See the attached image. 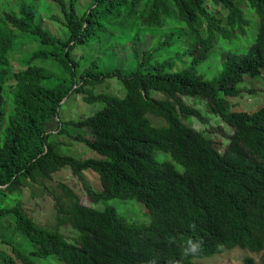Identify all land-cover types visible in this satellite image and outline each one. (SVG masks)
Returning a JSON list of instances; mask_svg holds the SVG:
<instances>
[{"label":"trees","instance_id":"obj_1","mask_svg":"<svg viewBox=\"0 0 264 264\" xmlns=\"http://www.w3.org/2000/svg\"><path fill=\"white\" fill-rule=\"evenodd\" d=\"M208 1L219 12L212 13L207 0H91L82 13L76 0L0 3L3 198L20 195L28 180L69 168L90 201L83 203L61 185L68 203L57 199V225L78 233L72 242L38 227L19 202L0 204V217L12 216L35 246L28 253L14 247L15 258L0 254L5 264H37L52 256L63 264H193L224 249L261 252L259 262L246 257L243 263L264 264V104L246 108L237 100L254 93L239 87L246 78L264 80V0ZM50 4L60 8L63 19L52 20L66 29L67 38L54 35L38 17L41 6ZM164 17L173 22L172 31L153 38L146 51H139L146 34L122 39L138 24L163 27ZM27 38L39 48L14 70L9 55ZM179 40L187 47L175 51ZM126 42L136 60L128 74L117 64V49ZM91 45L103 57L88 50ZM218 47L220 70L204 72ZM48 62L73 82L43 66ZM114 78L123 96L90 90ZM8 86L12 90L6 92ZM72 93L100 105L92 115L66 122L84 131L78 136L61 127L59 116ZM185 98L203 101L205 111L229 131L220 125L197 130L192 120L205 127L209 119ZM148 115L166 125H152ZM56 119L60 135L86 145L95 157L62 154V142L50 139L48 130ZM209 132L220 138L206 136ZM88 171L96 174L99 189L86 180ZM101 203L106 206L98 207ZM127 203L136 206L133 215L122 213Z\"/></svg>","mask_w":264,"mask_h":264},{"label":"rangeland","instance_id":"obj_2","mask_svg":"<svg viewBox=\"0 0 264 264\" xmlns=\"http://www.w3.org/2000/svg\"><path fill=\"white\" fill-rule=\"evenodd\" d=\"M5 0H0V3H4ZM91 3V0H76L77 10L78 13H82L86 11ZM206 5L208 6L209 10L212 13L219 12V7L215 6L211 2L207 0ZM38 17L40 20H43L44 27H46L50 32H52L56 36L66 37V29L58 25L52 18L57 17L58 19H63V15L60 12V8L56 4L42 5L41 8L38 10ZM171 18L173 21H177V15L174 11H172ZM173 22L170 21L169 18H163V27L159 26L155 29H146L142 28L139 24L132 27L128 33L122 38L124 40L125 37L132 35L138 31L141 32L142 35L146 34L145 38L141 41L139 45V51L144 52L152 46L154 43L153 38L157 41L158 38L166 35L167 33L172 31ZM178 26V25H177ZM67 38V37H66ZM187 47L185 40H179L176 43L175 51H179V49H185ZM39 48V44L35 41H32L31 38L24 39L22 41H18L16 47L13 50V53L9 55L11 59V63L13 64V69L18 70L22 68V59L25 60V55L28 54L31 50L34 51ZM240 48H243V45H240ZM88 50L97 53L96 56L103 57V50H99L96 45H91L88 47ZM87 50V51H88ZM222 50L221 47H218L213 56L210 58L209 62H207L204 67V72L216 73L220 70L219 67V53ZM134 51L130 47V42L124 43L117 49V64L125 73L131 72L136 66V60L133 57ZM79 54V53H78ZM76 54L78 59H81L82 65L87 66L88 63L86 59L80 57V55ZM87 55V52L85 53ZM48 69H52L57 72L58 75L62 77H66L68 82H73L70 79V75L67 76L63 73V71L56 67L54 63L48 62L44 63ZM82 69L79 71V74L82 72ZM214 76V75H213ZM212 77V76H211ZM241 89L247 90V88H252L254 90L253 94L246 95L244 94L243 97L237 98V100L246 106V108H253L257 105L264 104V80H249L246 78L242 84L239 86ZM12 89L8 86L6 88V92L11 91ZM90 90L95 94H109L113 96H123L124 94V87L118 81V79L114 78L109 81L103 82L102 84L95 85L90 88ZM244 93V92H243ZM154 95V94H153ZM156 97H161L158 94L154 95ZM185 100L191 106L196 107L199 109L208 119L209 124L205 127H201L197 120H192L191 125L194 126L199 131H204L209 129L210 127H217L223 126L219 123V119L216 117H212L205 111L204 102L201 100H193L190 98H185ZM100 105L97 104H89L84 101L83 96L78 93H72L69 97H67L60 108L59 116L61 120V127L64 126L65 130H69L73 135L78 136V134H83L84 131L80 129H75L72 125L67 124L66 122L69 121H78L82 118H86L97 110H99ZM8 111L11 113L13 111V106L9 104ZM152 125L161 127L166 125V121L163 118H158L153 115H148ZM64 122V123H62ZM59 126V122L52 121L48 130L52 131L53 136L50 139L56 141L60 140L63 144L61 153L66 155H74L80 158H89L95 157V153L92 150H89L86 145L77 142L74 138L67 136V134L60 135L59 131L57 130ZM227 131L229 128L223 126ZM206 136L219 139L217 137L218 133H205ZM75 136V137H76ZM215 136V137H214ZM224 144L227 143L226 139L222 138ZM162 159V158H160ZM179 169H181L178 166ZM86 180L95 188L99 189L100 184L98 178L95 173L88 171L84 173ZM61 185L66 186L70 191L74 192L80 200L83 201L85 204H89L90 201L84 192V186L82 181L76 177L74 174L71 173L69 168H63L54 173L51 178L48 179H41L38 178L35 181H26L20 190V195H16L15 198L12 196L4 197V192L0 187V204L5 207H13L17 203H20L21 209L23 213L30 219H32L36 225L40 228H44L49 231H58L63 237L72 242L76 235L75 230H73L68 225L58 226L57 225V206L58 202L57 199L59 198L63 203L67 204L68 199L66 195H64ZM17 198V199H16ZM121 200V199H120ZM118 201V199H116ZM123 201V200H121ZM120 201V202H121ZM132 202V201H127ZM128 205L124 206L122 209V213L125 215H133L134 209L136 207L133 203H127ZM106 205L103 203L99 204L98 207L103 208ZM140 212V211H139ZM16 247L18 249L24 250L25 252H30L31 250L35 249V246L27 240L23 232L17 229L15 222L13 221L12 216H4L0 217V254L7 255L10 258H15V254L13 252V248ZM262 253L261 252H248L246 250L240 249H224L221 253L206 257V258H199L194 260L193 264H244L243 260L248 258H253L256 262L261 260ZM50 260V261H47ZM37 264H63L57 257L52 256L48 259H39L36 262ZM0 264H5L2 260H0Z\"/></svg>","mask_w":264,"mask_h":264}]
</instances>
